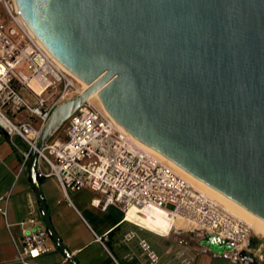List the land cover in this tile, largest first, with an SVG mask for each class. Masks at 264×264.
I'll return each instance as SVG.
<instances>
[{
    "label": "water",
    "instance_id": "1",
    "mask_svg": "<svg viewBox=\"0 0 264 264\" xmlns=\"http://www.w3.org/2000/svg\"><path fill=\"white\" fill-rule=\"evenodd\" d=\"M14 2L48 53L87 85L53 111L28 162L45 232L71 264L38 151L94 95L123 132L264 221V0Z\"/></svg>",
    "mask_w": 264,
    "mask_h": 264
},
{
    "label": "built area",
    "instance_id": "2",
    "mask_svg": "<svg viewBox=\"0 0 264 264\" xmlns=\"http://www.w3.org/2000/svg\"><path fill=\"white\" fill-rule=\"evenodd\" d=\"M0 6V132L10 140L19 137L27 146L23 151L12 142L25 168L53 111L84 90L26 26L14 0H0ZM28 118H37L38 124ZM37 175L55 179L67 200L83 189L97 193L100 198L92 204L118 207L130 223L127 216L132 209L142 214L146 208H159L181 218L189 226L174 228L171 234L191 235L201 253L214 259L231 264L264 262V242H255L245 223L197 190L166 161L142 149L138 140L89 101L66 122L63 138L51 139L38 151ZM36 213L31 204L28 219L19 224L22 241L15 244L21 264H39L42 256L55 249L38 226ZM134 237L129 233L126 239ZM210 238L221 245L220 250L205 243ZM186 243L179 240L181 245ZM140 247L149 264H162L148 242L140 241Z\"/></svg>",
    "mask_w": 264,
    "mask_h": 264
},
{
    "label": "crops",
    "instance_id": "3",
    "mask_svg": "<svg viewBox=\"0 0 264 264\" xmlns=\"http://www.w3.org/2000/svg\"><path fill=\"white\" fill-rule=\"evenodd\" d=\"M26 97L32 100L27 93ZM28 119L38 124L37 118ZM12 142L21 150H28L19 137L10 140L5 132H0V264H21L15 242L20 244L22 241L19 224L28 219L31 204H35L38 226L45 232L28 166H22V156ZM39 181L53 228L77 264H149L140 241L150 244L162 264H231L201 253L200 244L191 235L176 236L171 232L166 236L159 235L131 221L129 214L127 219L134 224L125 221L124 212L118 207H97L92 200L100 196L91 190L92 197L87 204L81 201L75 204V194H70L67 200L55 179ZM129 233H134L135 237L127 240ZM45 237L55 249L37 262L71 264L46 232ZM179 240L187 243L181 245ZM205 243L213 249H221L216 242L207 240Z\"/></svg>",
    "mask_w": 264,
    "mask_h": 264
},
{
    "label": "bare ground",
    "instance_id": "4",
    "mask_svg": "<svg viewBox=\"0 0 264 264\" xmlns=\"http://www.w3.org/2000/svg\"><path fill=\"white\" fill-rule=\"evenodd\" d=\"M57 61V60H56ZM58 62V61H57ZM59 63V62H58ZM59 65L64 68L65 71H67L70 76H72L75 80H77L81 84V90H85L87 88V85L83 83L81 80H79L77 77H75L71 72H69L64 66H62L60 63ZM90 103L95 104L98 108L104 110V107L101 105L100 101L97 98V95H94L92 98L88 100ZM139 146L149 152L150 154L166 161L170 166H172L182 177L187 179L197 190L202 192L204 195H206L208 198L214 200L215 202L220 203L224 208L233 216L238 218L240 221L245 223L248 228L252 231L253 235L260 237L264 239V221L261 220L259 217L251 214L229 198L225 197L224 195L220 194L216 190L212 189L211 187L207 186L206 184L198 181L197 179L191 177L188 175L184 170L179 168L177 165L170 162L167 158L164 156L158 155L152 150L148 149L144 144L139 142ZM129 219L146 229L159 234L166 236L174 228L181 229L184 227H188L189 223L185 222L181 218H176L174 216H170L162 209L159 208H146L143 210V213H138L136 209H132L129 213Z\"/></svg>",
    "mask_w": 264,
    "mask_h": 264
},
{
    "label": "rangeland",
    "instance_id": "5",
    "mask_svg": "<svg viewBox=\"0 0 264 264\" xmlns=\"http://www.w3.org/2000/svg\"><path fill=\"white\" fill-rule=\"evenodd\" d=\"M0 11H3L2 10V6H0ZM24 95H25V97H26V93H24ZM27 99H29L28 97H27ZM30 100V99H29ZM66 125V124H65ZM65 125L59 130V132L52 138V139H56V138H63L64 137V129H65ZM19 153V152H18ZM72 194H75V197L76 198H74L73 197V201H74V203L75 204H78V202L79 201H81V202H83V203H85V204H87L89 201H90V199H91V197H92V193H91V191H89V189H83V190H81V191H78V192H76V193H72ZM218 203V202H217ZM218 204H220V203H218ZM221 205V204H220ZM222 206V205H221ZM224 207V206H223ZM189 226V225H188ZM253 235V234H252ZM253 240L255 241V242H264V239H262V238H260V237H257V236H255V235H253Z\"/></svg>",
    "mask_w": 264,
    "mask_h": 264
}]
</instances>
